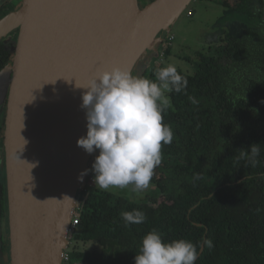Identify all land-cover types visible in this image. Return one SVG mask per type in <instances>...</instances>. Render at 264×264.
Wrapping results in <instances>:
<instances>
[{
	"label": "water",
	"instance_id": "1",
	"mask_svg": "<svg viewBox=\"0 0 264 264\" xmlns=\"http://www.w3.org/2000/svg\"><path fill=\"white\" fill-rule=\"evenodd\" d=\"M191 1L18 0L0 17L1 41L17 29L0 69H8L0 95L9 264H63L67 229L98 155L77 145L87 131L83 87L112 67L142 76Z\"/></svg>",
	"mask_w": 264,
	"mask_h": 264
},
{
	"label": "trees",
	"instance_id": "2",
	"mask_svg": "<svg viewBox=\"0 0 264 264\" xmlns=\"http://www.w3.org/2000/svg\"><path fill=\"white\" fill-rule=\"evenodd\" d=\"M239 1L237 9L250 14L252 2ZM13 7L0 1V17ZM255 28L246 25L221 49L187 59L192 72L177 68L187 88L167 93L171 107L163 122L174 138L162 146L150 182L161 201L82 191L76 238L89 247L74 251L76 264H134L142 238L153 229L165 242L210 239L213 247H199L195 264H264V38ZM7 57L0 44V69ZM158 68L142 77L155 79ZM253 144L260 148L254 165L247 151ZM133 209L146 219L125 227L120 213Z\"/></svg>",
	"mask_w": 264,
	"mask_h": 264
},
{
	"label": "clouds",
	"instance_id": "3",
	"mask_svg": "<svg viewBox=\"0 0 264 264\" xmlns=\"http://www.w3.org/2000/svg\"><path fill=\"white\" fill-rule=\"evenodd\" d=\"M8 69L0 70V77ZM155 79L133 75L120 67L98 71L82 94L86 109V135L77 140L88 154L98 151L91 171L93 183L100 190L127 189L142 193L149 188L154 170L162 161V146L171 144L174 133L165 124L164 113L171 107L166 93H180L187 88V79L173 63L155 70ZM189 100L196 104L194 97ZM245 152V150H241ZM252 164L260 154L259 144L250 146ZM88 174L85 169L78 176ZM259 211V210H258ZM125 227L141 224L145 213L138 209L122 211ZM213 247L210 239L194 244L177 239L165 242L155 229L141 240L134 264H195L199 247Z\"/></svg>",
	"mask_w": 264,
	"mask_h": 264
},
{
	"label": "rangeland",
	"instance_id": "4",
	"mask_svg": "<svg viewBox=\"0 0 264 264\" xmlns=\"http://www.w3.org/2000/svg\"><path fill=\"white\" fill-rule=\"evenodd\" d=\"M13 1L14 4L18 2V0H13ZM141 1L143 4L148 2L147 0H141ZM188 10H191V14H187ZM229 15L230 13L228 12L227 9L223 8L217 3L215 4L213 1L209 2L207 0H203V1L192 0L191 3L189 4V7L184 9L180 17L177 19V21L170 29V34L174 36V39L169 47L170 48L169 55L166 54L165 44L160 45L159 51L153 52V54L151 55V61L148 63L146 67L148 68L147 74L149 73V70H152L154 68V66H157V68L158 67L161 68L166 66L167 63L175 64L178 69H181L184 72L187 73L192 72L193 64L185 58L196 60L198 57L197 54L199 52L206 53L208 48L205 47L204 50H202L201 46L204 45H202L201 43L205 44L207 43V40H211L209 42H213L214 46L220 48V46L224 44L223 39H226L228 36V33L226 32L223 33V30H219V32L217 33L218 40L216 39V35L206 34L205 31H207L208 33L213 32L212 31L213 28L208 27L207 24H212L213 26L217 25L218 20L216 19H223L225 17H230ZM260 20L264 22V16H262V18L261 17L258 18L257 21H255V23H258ZM241 27L243 29L245 25L242 24ZM6 38L8 41L7 42L3 41L5 45L10 46V44L14 43L11 40L10 35H7ZM161 50L163 51V56H161ZM166 95L168 94L166 93ZM98 190L105 191L100 189ZM106 191L123 196L133 201H138L141 198H142L141 200L145 199V196L148 194L149 196H155L156 189L153 184H150L149 188L143 191L142 193H133L130 190V188L127 189L113 188ZM157 197H158L157 201H161V197L158 195ZM71 242L72 243L70 244V248L74 244L73 241ZM80 247L84 248V245H81Z\"/></svg>",
	"mask_w": 264,
	"mask_h": 264
},
{
	"label": "flooded vegetation",
	"instance_id": "5",
	"mask_svg": "<svg viewBox=\"0 0 264 264\" xmlns=\"http://www.w3.org/2000/svg\"><path fill=\"white\" fill-rule=\"evenodd\" d=\"M3 1V0H1ZM5 1V0H4ZM7 3H13V0H6ZM151 1V0H147ZM203 1V0H202ZM209 2H214L215 4H219L223 8L227 9L230 13V17H225L223 19H216L217 25L207 24L208 27L213 28V32L210 34L216 35V39L218 36L219 30H223V33H228V36L226 39H223V42L225 43L229 36L232 35H238L239 32L238 29L242 28L241 25L244 24L245 26L253 25L255 26L256 30L258 31L259 36L264 38V22L260 20L258 23H255L258 18H262L264 16V0H261L257 3L258 0H249L252 2L250 5V14L240 12L237 9V5H241L239 0H207ZM248 3V5H249ZM138 4L141 7L143 5L141 0H138ZM188 12L191 14V10H188ZM244 14V15H242ZM228 18V19H227ZM258 25V26H257ZM259 27V28H257ZM11 36V40L13 42L16 41L17 38V29H14L10 31L8 34ZM224 35V34H223ZM167 35H165L166 38ZM218 40V39H217ZM0 44L5 49L6 53L8 54L7 61L9 60L10 53L6 49L5 44L3 41L0 40ZM224 45V44H223ZM221 45V46H223ZM205 47L208 48L207 52L210 51H217L220 48L213 45V42L208 43V45ZM200 54V52L198 53ZM197 54V55H198ZM189 59V58H185ZM192 60V59H191ZM195 60V59H194ZM157 67V66H156ZM5 110H6V97L0 95V264H9V239H8V211H7V188H6V165H5V150L4 145L2 142V136H3V130H4V119H5ZM149 195V194H148ZM146 195V196H148ZM157 196V194L155 193ZM145 196V198H146ZM159 196V195H158ZM142 199V198H141ZM138 201H142V200ZM80 227V224L78 225L75 233L72 236L73 241V251L71 253L72 257V263H76V260L73 257L74 251L76 250H83L89 247V242L85 243L81 240H77L76 235L78 234V229ZM84 245V248H81L80 246Z\"/></svg>",
	"mask_w": 264,
	"mask_h": 264
},
{
	"label": "built area",
	"instance_id": "6",
	"mask_svg": "<svg viewBox=\"0 0 264 264\" xmlns=\"http://www.w3.org/2000/svg\"><path fill=\"white\" fill-rule=\"evenodd\" d=\"M187 14H190L189 12H187ZM174 36L172 34H168L165 38V49L166 47H170L171 42L173 41ZM166 51V50H165ZM161 56H163V51L161 50ZM93 179H94V173L90 170V173L87 177V180L85 182V184L83 185L82 191H86L89 190L91 188L94 187V183H93ZM80 214L78 212V210H76L71 218V222L68 226L67 229V238L69 240V247L67 249L64 250L63 254H62V260H63V264H73L72 263V257H71V253L73 251V245L70 248V244L72 243V236L75 233L78 225L80 224V218H79Z\"/></svg>",
	"mask_w": 264,
	"mask_h": 264
},
{
	"label": "crops",
	"instance_id": "7",
	"mask_svg": "<svg viewBox=\"0 0 264 264\" xmlns=\"http://www.w3.org/2000/svg\"><path fill=\"white\" fill-rule=\"evenodd\" d=\"M205 32H206V34H210V33H208L207 31H205ZM209 41H211V40H207V43H205V44L201 43L202 45H204V46H201L202 50H204L205 45L207 46L208 43H210Z\"/></svg>",
	"mask_w": 264,
	"mask_h": 264
},
{
	"label": "bare ground",
	"instance_id": "8",
	"mask_svg": "<svg viewBox=\"0 0 264 264\" xmlns=\"http://www.w3.org/2000/svg\"><path fill=\"white\" fill-rule=\"evenodd\" d=\"M148 2H149V1H148ZM146 3H147V2H146ZM144 4H145V3H144ZM144 4H143V5H144ZM138 5H139V4H138ZM127 22H128V27L131 26V24H132L131 22H132V21H131L129 18H127Z\"/></svg>",
	"mask_w": 264,
	"mask_h": 264
}]
</instances>
